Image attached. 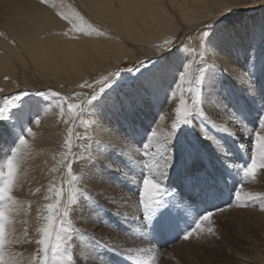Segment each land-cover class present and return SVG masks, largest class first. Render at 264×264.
Here are the masks:
<instances>
[{"label": "rangeland", "instance_id": "374dc122", "mask_svg": "<svg viewBox=\"0 0 264 264\" xmlns=\"http://www.w3.org/2000/svg\"><path fill=\"white\" fill-rule=\"evenodd\" d=\"M261 10L264 6L254 11ZM179 32L170 50L185 39L186 31ZM193 45L203 49L205 41ZM242 52L235 56L244 74L240 83L212 57L204 67V60L192 61L170 130L158 126L169 95L150 99L145 89L136 95L140 82L135 79L113 84L140 62L95 79L86 91L65 94L72 134L65 164L39 208L38 237L11 243L9 258L0 257V264H256L264 255V178L257 179L254 171L264 168V84L247 71L251 47ZM213 63L216 68H210ZM208 68L217 73L212 87H207ZM104 87H111V94L97 132L100 126L111 129L107 140L93 132L87 111ZM222 89L225 95L217 92ZM28 92L0 98V224L7 219L1 210L8 202L4 186L10 181L11 156L32 124L27 95L38 103L45 99L41 90ZM205 94H218L215 103L233 112L242 123L237 128L245 132L234 134L232 123L220 125L204 105ZM120 95L126 103L122 115L113 117ZM89 177L105 184L106 191L85 185ZM252 184L251 191H241ZM23 233L30 235L27 225ZM3 234L0 227V240Z\"/></svg>", "mask_w": 264, "mask_h": 264}, {"label": "bare ground", "instance_id": "6f19581e", "mask_svg": "<svg viewBox=\"0 0 264 264\" xmlns=\"http://www.w3.org/2000/svg\"><path fill=\"white\" fill-rule=\"evenodd\" d=\"M234 3L241 4L234 8ZM261 6L264 0H0V98L13 93L25 95L33 89L45 95L39 103L27 95L26 111L33 118L8 166L10 181L4 186L8 202L1 210L7 216L0 224L2 232H6L0 240L1 259L9 258L11 243L38 237L35 226L39 208L65 164L72 134L73 115L67 93L83 91L99 77L109 78L127 62H140L126 76H116L113 84L118 85L124 78L135 79L132 81L140 82L136 95L141 89L150 99L169 95L166 113L160 116L158 126L170 130L172 113L180 104V92L190 78L188 68L195 59L201 63L204 60V67L209 64L208 56L212 57L240 83L244 74L235 56L250 46L254 56L247 71L264 84V53H259L264 48V10L254 11ZM245 12L237 20L219 24ZM200 22L206 24L199 27ZM181 28L186 31L185 39L170 50ZM196 34L198 37L193 36ZM198 39L205 41L203 49L193 45ZM215 64L210 68H216ZM216 74L208 68L207 87L214 86ZM104 88L102 95L90 99L87 111L93 132L107 140L111 129L100 126L102 131L97 132L104 119L103 109L109 105L107 94H111L108 87ZM221 91L217 92H225ZM215 97L218 94L204 97V105L210 108L213 118L222 126L232 123L234 134L237 130L245 132L237 128L242 127L239 118L218 106ZM122 101L126 103L123 95L115 99L113 117L122 115ZM254 171L257 179L264 178V168ZM84 183L98 193L107 189L90 177ZM253 185H243L241 191H251ZM26 225L30 235L23 233ZM22 253L28 257V251ZM256 262L264 264V255L258 256Z\"/></svg>", "mask_w": 264, "mask_h": 264}]
</instances>
